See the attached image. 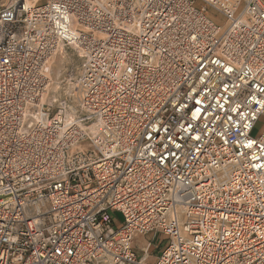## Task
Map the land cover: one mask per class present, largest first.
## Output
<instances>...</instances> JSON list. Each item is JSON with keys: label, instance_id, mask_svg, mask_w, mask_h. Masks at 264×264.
Instances as JSON below:
<instances>
[{"label": "built area", "instance_id": "2783aa9c", "mask_svg": "<svg viewBox=\"0 0 264 264\" xmlns=\"http://www.w3.org/2000/svg\"><path fill=\"white\" fill-rule=\"evenodd\" d=\"M261 116L263 0H0V264H264Z\"/></svg>", "mask_w": 264, "mask_h": 264}, {"label": "rangeland", "instance_id": "374dc122", "mask_svg": "<svg viewBox=\"0 0 264 264\" xmlns=\"http://www.w3.org/2000/svg\"><path fill=\"white\" fill-rule=\"evenodd\" d=\"M5 2H7V0H2V3H5ZM194 6L197 8L200 7V2L195 1ZM205 13H206V16L211 21H213L215 24H218V25L223 24V18L219 14H217L215 11H213L212 9H207ZM78 63H79V60L74 55V52L71 49H66L65 51L62 52V54L57 55L55 58L53 57L49 61L48 67L50 68V71H51V77L53 79L59 77L66 67H70L72 65L77 66ZM263 126H264V116H261L259 121L256 123L254 133H258ZM151 238H152V234L135 236L133 240V247L137 250L138 256L141 255L140 249L147 243L148 239H151ZM161 241L162 240L160 236H157V238L153 239L152 247L149 250L150 255L145 260L147 264H153L154 255L156 254V251H157V249L153 248L154 244H160Z\"/></svg>", "mask_w": 264, "mask_h": 264}, {"label": "bare ground", "instance_id": "6f19581e", "mask_svg": "<svg viewBox=\"0 0 264 264\" xmlns=\"http://www.w3.org/2000/svg\"><path fill=\"white\" fill-rule=\"evenodd\" d=\"M147 258V257H146Z\"/></svg>", "mask_w": 264, "mask_h": 264}, {"label": "crops", "instance_id": "0c3cea01", "mask_svg": "<svg viewBox=\"0 0 264 264\" xmlns=\"http://www.w3.org/2000/svg\"><path fill=\"white\" fill-rule=\"evenodd\" d=\"M264 1V0H263Z\"/></svg>", "mask_w": 264, "mask_h": 264}]
</instances>
